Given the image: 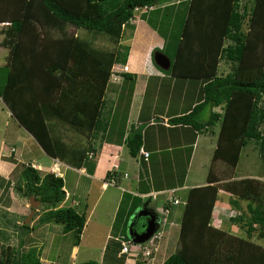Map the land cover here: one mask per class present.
I'll list each match as a JSON object with an SVG mask.
<instances>
[{
    "label": "trees",
    "instance_id": "16d2710c",
    "mask_svg": "<svg viewBox=\"0 0 264 264\" xmlns=\"http://www.w3.org/2000/svg\"><path fill=\"white\" fill-rule=\"evenodd\" d=\"M36 1L0 0V22H3L2 31L4 33L2 42L10 50L8 60L0 65V95L4 94L7 89L5 99L10 104V97L8 100L7 94L11 88L16 91L12 84L16 81V86L19 87L18 84L23 83L24 79V73L21 74L17 68L13 73L14 67L11 66L14 64L10 65V62L14 63L18 60L29 70L30 62L37 61L34 57L35 51L42 45L47 53L41 66L44 69L40 73L45 71L48 80L46 85L42 86L46 82L45 76L42 78L43 84L40 92L44 91L45 100H51L57 96L62 98L59 93V90L63 89L60 88L61 86L71 85V89L76 87L77 90L84 91L78 80L82 75L83 67L79 64L68 66L67 62L71 59L72 62L81 63L80 57L88 56L90 52L96 53L91 50L87 39L65 37L55 46L54 40L47 39L45 43H42L38 35L33 37L32 21L29 24V20L26 19L35 20L34 14L39 11L40 5L50 11L46 16L47 18L49 16V22L45 24V22L37 21L46 30L49 25L52 27L58 25L62 28L69 24L95 33L113 29L118 23L129 24L136 10L142 12L153 7V11H156L163 0H39L38 4ZM142 15H145V12H142ZM185 18L172 55L165 53L171 59L170 67L186 70L190 73V77L201 81L199 87V98L201 99L192 106L189 112L170 117V120L186 122L188 118H192L190 123L196 129L206 128L208 124L213 125L219 121L222 125V134L231 144L224 146L223 141L216 144L217 153L229 159V157H234L237 151L250 140H255L260 155L264 159V132L261 129L264 122V0H188L187 17ZM245 22L248 24L247 28L244 27ZM161 23L163 24V21L159 23L160 26H162ZM24 33H29L33 38L25 39L20 44L19 38ZM21 49H25L26 58H22L24 54L21 53ZM128 50V43L119 42L113 55L114 62L124 63ZM110 53H103L102 57L106 60L111 55ZM213 54L218 57L219 62L212 59ZM221 61L228 65L226 72H218V63ZM85 67L88 69L87 72H90L92 64ZM66 69L70 73H67ZM121 72L124 78H132L129 72ZM72 97H68L64 103L67 107H65L66 111L62 118L65 122L79 125L80 129L93 125L91 139L83 158V162L88 166L91 164L87 160L91 158L89 152L92 156L94 155L97 148L94 143L95 139L99 133L101 136L106 130L110 116L108 110L111 112V108H106L107 104L103 97L96 111L89 117L86 110L70 111L71 108L74 109L75 100ZM52 105L57 104L52 103ZM206 105H220L221 110H212L207 121L193 118L195 113ZM23 107L22 104L20 109ZM20 109L13 107V111L23 121V124L28 125L30 131H33L44 145L47 144L45 134L49 140L50 136L47 132L45 117L40 115L42 122L36 121L31 124L27 116L30 115V109L24 108L27 109V114H22ZM56 110L58 108H53L54 116H58ZM42 130L45 132L43 133ZM124 140L129 152L136 155L142 144L140 130L132 127ZM92 164H94L93 161ZM114 174V170H108L105 176L110 177ZM64 183L63 177L53 171L42 173L32 164L23 163L16 186L23 190L24 194L33 195L42 203L43 210L37 217L38 223H60L63 232L73 231L75 233L74 244H78L85 225L86 212L85 208L79 211L73 205L61 204L65 197ZM210 189L213 192L209 191ZM216 189L217 186L213 181L205 186L190 189L181 217L182 247L180 250L170 252L161 264L246 263L247 260L244 257L249 253L252 236L255 232L260 237L264 235V232H260V235L257 233L259 227H264V199L245 195L229 196L230 206L237 210L235 214L230 215L229 219L236 223L243 232L240 237L227 236L222 229L210 224L209 207ZM240 199L246 201L244 207ZM120 209L123 210L124 207L119 205L117 215ZM123 211L125 214V210ZM127 218L128 216L124 217V222ZM131 223L132 221H129V224ZM19 226L23 227V232L26 233L31 229L29 223L22 222ZM235 239L236 242H233ZM23 242V238H19L17 247L7 246L4 249L5 252L3 251L4 256H0V264H42L40 258L42 247L32 245L24 250L20 248ZM118 242L120 243L115 239L112 243L118 244ZM227 247L229 250L224 254ZM118 251L119 249L114 247L108 254V258L105 254L101 263L89 258L78 264H119L117 258L121 256L117 254ZM123 254L125 253L121 255ZM120 264H123V260ZM256 264H264V260Z\"/></svg>",
    "mask_w": 264,
    "mask_h": 264
},
{
    "label": "crops",
    "instance_id": "0c3cea01",
    "mask_svg": "<svg viewBox=\"0 0 264 264\" xmlns=\"http://www.w3.org/2000/svg\"><path fill=\"white\" fill-rule=\"evenodd\" d=\"M180 1L181 0H163L160 2L155 12H152L153 7L150 8L152 11H142L145 12V15H142V12L136 10L129 21L133 24V29L130 35L124 39H120L119 32H122L123 27L126 25L125 23L117 24L121 26L120 30L119 27L117 29L113 27V29L110 28L95 33L86 31L85 28L72 25L75 31L81 28L85 30V32L91 33L87 37L78 32L74 33L73 31V34L70 35L75 39H87L90 42L91 50L96 51V53L90 52L88 56L80 57L81 59L79 61H81V63L72 62L71 59H68L67 62L68 66L79 64L83 67L82 75H80L78 80L81 82L84 91H79L76 87H74L73 90L63 88L59 90L63 99L58 96L51 100H45L44 95L41 98L37 97L38 101H36L38 103L36 104L40 109V115H43L46 119V128L50 136L49 140V137L45 134L47 138V144H45V146L44 143L39 140L38 136L35 135L33 131H30L28 125L23 124V121L17 115L21 124H23L18 126H23L35 141L32 143L33 141L31 138L24 136V133H22L23 137L19 140V142H21V148L18 150V156L15 153L16 148L14 146L9 148V154H12L13 157L16 158V161L20 160L17 157H24V151H28L27 153L29 154L31 146L38 143L43 146L42 150L40 148L41 154L38 156V160L44 163L43 170L48 169L46 165L48 163L50 164V160L56 155L61 157V159H59L62 163H60L59 166L61 164L65 165L63 166V170L62 165L60 166L62 176L64 177L70 170H74L78 174L74 184V190L72 191V197L75 199L81 197L77 192L79 188L85 190L87 200L84 206L85 212L89 209L88 201H90L91 205L95 206L100 202L101 196L106 199L116 200L117 207H119V205L123 206L125 210L124 217L128 216L129 219L126 226L124 225L121 230L119 229L121 226L118 228L119 230L116 231V234H119L114 236L113 240H119V236L121 235L126 237L125 234H128L129 237L132 238V229H129V221L133 220L134 214L138 213L139 210L146 208L148 212L152 214V212L156 211L158 213L161 212L163 209L161 207H164L168 208V212L170 213L173 204L179 203V201L178 203L172 201L175 197L179 198V196H174L173 194L175 188H187L186 198L183 200L182 210H184L190 189L193 187L205 186L213 181L217 189L215 190L213 198L211 197V205L209 207L210 224L216 228L222 229L227 236L240 237V235H242V232L238 234L229 229L231 224L237 225L231 222L230 219V225H222V223L226 221L222 215H224L226 207L230 206L228 202L229 196L245 195L246 197L254 196L264 199V174L251 173L246 170L247 168H244V171L237 170L241 158L242 147L237 151L234 157H229V159L216 152V144L221 141L224 142V146L231 144L222 134V125H220L219 121L213 124L215 126H213L211 130L212 134L208 135L207 132H205V130H208V126L206 128L201 127L200 129H196L190 123V121L193 120L192 118H188L186 122H172L170 120V117L189 112L192 106L201 99L199 98L201 81L190 77V73L186 70L175 69L172 68L173 66L170 67V57L165 52L161 51L166 45V37L162 32H166L164 30L171 27L170 21H163V14L161 11L164 7L177 4ZM181 9V7L176 5L175 10L177 13H182ZM185 17H187V9ZM185 17L184 19H186ZM160 19L163 21V24L161 23L162 26L159 25L161 22ZM2 23L3 22H0V24ZM41 29H44L43 36L39 37L42 43L50 39L54 40L55 46H57L63 38H69L68 34L60 33L58 35H53L49 31H47V33L45 27ZM34 34L35 31L32 32L33 37L35 36ZM103 34L107 35L106 37H109L113 41L109 49L94 44V40L99 36L103 37ZM44 35L46 38H44ZM33 37H30L29 33H24L19 38V42L21 44L25 39L30 40ZM119 42H125L129 45L127 59L124 62L128 65L126 70L121 68L124 63H115L113 60V55L115 54ZM175 44L171 47V52H173ZM24 50L25 49H21V53L23 52L24 54L22 58H26L27 56ZM156 52H161L168 57L170 61L168 66L165 67L156 62L154 57ZM103 53H110L111 55L105 60L102 57ZM11 64L12 62H10V65ZM88 64H92L91 70L89 69L90 72H87L88 69H85V66ZM108 64L111 65L109 66L110 71L107 76L105 66ZM115 64L117 70H112ZM70 69L72 70V68ZM121 71L129 72L132 78H124ZM108 79L112 80L109 81ZM106 86L108 90L105 89ZM191 90L194 93L193 98L195 100L192 101L191 104L186 103L187 106L184 107L185 104L182 102L183 100L180 101L179 97L183 96V99L190 100L192 96H190L191 93H189V91ZM6 92L7 89H5L4 94H1L4 100ZM68 97H72L75 100L74 109H70L72 112H82L86 110L87 115L90 117L96 111L101 99L104 97L107 109L111 108V111L115 114L114 117L111 118L110 112L106 130L101 136L99 133L96 137L94 143L97 148L94 155L87 159L91 162L88 166L83 162V157L86 151V145H88L91 139L93 125L80 129L79 125L70 124L71 122L68 123L67 121L65 122L62 115L65 114V107L67 106L64 103ZM5 101L10 105L9 101ZM52 103L57 105H52ZM206 106L210 107L207 118H205V116H200L201 108L195 113L193 118L207 121L212 110H221L220 105ZM53 108H58V110H56V115L58 116L52 114ZM11 111L13 112L12 109ZM26 111L27 109H23L21 113L27 114ZM30 114H32L31 111ZM216 124H218L217 127ZM132 127L139 129L142 135V144L136 155H132L129 150L128 154L124 151V146L126 145L124 139ZM42 131L43 133L45 132L44 130ZM71 132L76 136L74 137L71 135ZM27 139L29 142L26 141ZM1 142L3 145L0 148V154L5 150V141L2 140ZM212 142L215 143L214 146H212ZM28 144H30V146L27 150L26 145ZM38 144L37 146H39ZM206 144H209V146L204 150V145ZM142 151H147L148 155L145 156ZM202 157L203 160L199 163V158ZM0 161H3L1 157ZM92 161L94 164H92ZM183 163H185L184 167ZM206 163H208L207 169L205 166ZM167 165L168 167L165 168ZM2 168L3 169H0V182H2L4 178H7L5 173H7L8 167L3 166ZM108 170H115L116 182L114 184L103 185L104 179L106 178L105 174ZM165 170H167V173H165ZM189 176L194 178L200 177V179L188 185L185 180ZM174 178H177L178 185L168 186V184L167 186H163L165 181H170L171 183L176 181ZM83 181L86 183L85 188L81 187ZM209 191L212 190L210 189ZM164 192H166V195H163ZM165 197L168 198L166 201L164 200ZM208 198L210 200V197ZM158 200L160 201L156 202ZM243 200L244 199H240L242 207H244L241 202ZM231 208L235 210L233 207ZM132 209L133 212L131 213ZM89 211L90 210H88V213L86 212V221ZM148 214L143 215L148 218ZM215 215L217 218L214 219L213 217ZM216 219H218L217 223H213L212 221ZM164 220L167 221L168 218L165 217ZM164 220H156L158 222L157 229L162 225L164 226ZM176 220V216L172 215L170 222H168L166 226L163 238L165 243L163 244L167 246H170L169 241L172 239L171 231L175 230L176 232V229L170 228L169 225H178L176 237L181 241V218L178 221ZM110 227L109 229L113 231ZM124 230L125 234H123ZM111 231L108 230L106 236H109ZM160 233V236H162L163 233L161 230ZM253 236H255V234ZM253 236L250 241L251 246L248 251L249 253L244 257L246 260L251 255L250 251H253L252 253L254 254H263L264 251V243L255 242ZM113 240H111V243ZM50 241L52 242V240ZM233 242H236V239ZM77 245H79V242L78 244L73 243L70 251L73 252L76 250ZM41 247H43V245ZM181 247L182 241L179 250ZM108 248L112 251L114 249V244L112 243V246L110 245ZM228 250L229 247L226 248L224 254H226ZM155 251L157 252V250ZM46 252H50L48 247L46 250L45 247L41 248L40 258L42 261L43 253ZM257 262L256 260V263ZM48 263L52 264V261H48Z\"/></svg>",
    "mask_w": 264,
    "mask_h": 264
},
{
    "label": "rangeland",
    "instance_id": "374dc122",
    "mask_svg": "<svg viewBox=\"0 0 264 264\" xmlns=\"http://www.w3.org/2000/svg\"><path fill=\"white\" fill-rule=\"evenodd\" d=\"M33 1H36V0H33ZM37 1L36 3L38 4ZM81 1H84V0H81ZM176 5L182 8L181 9L182 13L176 12L175 10ZM187 5H188V0H181L177 4L164 7L161 11V13L163 14V21L171 22V27L166 28L164 30L166 32H162L161 30L163 35L166 37V40H165L166 45L161 51L166 52L168 55H172V52L170 49L178 41L179 34H180V27L185 17V14H186ZM48 11L49 10H47V8H44L43 6L40 5L39 11L36 14H34V19L36 21L33 20L32 17H31L32 18L31 20L29 18L26 19L27 21L29 20L28 21L29 24H31V21H32L31 25L34 28L33 31H37L34 34L35 36L37 35L38 37L43 36L44 29H41L43 28V25L39 26L37 21L45 22V24L49 22L50 21L49 16L48 18L46 17L48 13L50 12ZM152 12H155V11H152ZM50 16L53 17L52 15ZM28 26L30 27V25ZM2 27H3V24H0V65L6 63V61L8 60V55L10 51L8 46L4 45L2 42V39L4 37ZM115 27L116 28L114 29H117L118 27H119V30L121 29V26L115 25ZM244 27L245 28L248 27V24H246V22L244 23ZM132 29H133L132 23L126 24L125 27H123L122 32L121 31L119 32L120 39L127 38L130 35V32L132 31ZM47 31H49L53 35H58L60 33L68 34L69 37H71L70 34H73V31L74 33L78 32L81 35L83 36L85 35L87 37L91 34L89 32H85V30L81 28L75 31L73 26L69 24L63 26L62 28H59L58 25L55 27H52L51 25H49V28L48 30H46V32ZM103 35H104L103 37H100V36L97 37L96 38L97 40L96 39L94 40V44L101 46L103 48H108V49L111 48V45L113 44L112 39H110L109 37H106L107 35L105 34ZM44 38H46L45 35H44ZM46 53L47 52L44 51V48L41 45L34 53L35 55L34 57L37 58V61L30 62L29 70L28 68H26V65L24 66L22 63H19L18 60L12 63L14 64L13 66H11V67H14L13 73L15 72L16 68L19 70L21 74L24 73L23 83L20 82L18 84L19 87L16 86V81L13 83L14 85L12 84V86L16 88V91H14L11 88L10 92L7 94L8 100L10 97V101H11L10 105L5 101L6 99L4 100L0 95V148L3 145L1 141L2 140L5 141V144H4L5 150H3L2 153L0 154L1 159H3V161H0V169H3L2 168L3 166L8 167L7 173H5L7 178H4V180L0 182V256L3 255V253L5 252L4 249L7 246L17 247L18 239L23 238L24 244L20 248L24 250H27L26 247H30L32 245H36L37 247L38 246L41 247L43 245V247H45V250L47 249V247L50 249L49 253L48 252L43 253L42 264H49L48 261L49 262L52 261V264H78L79 262L89 259V258L98 260L101 263L102 259L105 257V254H106V258H108V254L109 252H111V250H109L108 247L110 245L112 246L111 240L114 238V236L119 234V233L116 234V231L119 229L121 230L123 226L125 225V223L128 222V219H129L128 217L127 220H125L124 222V216H125L124 211H123L124 209L123 210L120 209L117 215L118 207L116 205V202H117L116 200L109 199V198L106 199L105 197L101 196L100 202L97 203V205L95 206L91 205L90 201H88L89 209H87L86 212L88 213V210H90L89 215H87L88 218L83 227V232L79 239V245H77L76 250H74L73 252H71L70 250H71V246L74 243L75 233L73 231L63 232L60 223H56V222L38 223L37 217L41 214L43 210V205L40 201L37 202L36 201L37 199H35L33 195H32V202L36 203V208L34 209L33 213L30 216L29 224L31 226V229L29 230V232L26 233V232H23L24 228L19 226L25 220L28 213H30L31 211L30 195L24 194L23 190L18 189L16 186L19 180V172L22 168L23 163L32 164L33 166L37 167V169H39V171H41L42 173H44V171L45 172L53 171L54 169L52 167H53L54 162L57 161L59 164L62 163L60 160L61 157L56 155L52 160H50V164L48 163L46 165L48 169L43 170L44 163L38 160V156L41 154V150L43 146H41L37 142L35 143H37L39 146H37V144H33L34 146L33 145L31 146V150L29 154L27 153L28 151L27 152L24 151L25 152L24 157H17L20 160L16 161V158H14L12 154H9V148H11V146H14L16 148L15 153L18 156V150L21 148L20 147L21 142H19V140H21L23 135L28 138L30 137L31 140L33 141L32 143H34L35 141L34 139H32V137L28 134L29 132H27L23 126L22 127L18 126V125H23V124H21L17 114L14 111L13 112L11 111V109L13 110V107L20 109L21 105L23 104L24 107L20 109L19 111H22L25 107L30 109L32 114L28 115V119L29 121H31V124H34L36 121L40 123L42 122V120L40 119L41 116L39 114L40 111L36 103L38 101L37 97L39 98L43 97L42 95L44 91L41 88V91L43 92L40 93V87L43 84L41 80L45 76L46 72L43 70L44 72L40 73V71L44 69L41 66H42L43 58L45 57ZM212 59L214 61L215 60L218 61V57L215 56L214 54H213ZM110 65L111 64H108L107 66H105V72L107 76L109 75L108 73L110 71L109 70ZM39 67L40 69H38ZM112 70H117L116 64L113 66ZM227 70H228L227 63H224L223 61H221V63H219L218 72H226ZM66 72L70 73V71H68L67 69H66ZM47 80L48 79L45 76L46 82L42 86L46 85ZM108 80L110 81L112 79H108ZM61 88L72 90L74 87L71 89V85H70V86H65V87L61 86ZM105 89L108 90L107 86L105 87ZM189 93H191L190 96H192L190 97V100L183 99L184 98L183 96L179 97L180 101L183 100L182 102L185 104L184 107L187 106L186 103L191 104V102L195 100L193 98L194 97L193 91L191 90L189 91ZM34 109H36L37 112ZM209 112H210V107L204 106L201 108L200 116H205V118H207L208 117L207 113ZM108 113H110L109 110H108ZM114 115H115L114 112L111 111V118L114 117ZM213 126L215 125L208 124V130H205V132H207L208 135L212 134L211 130ZM217 126L218 124H216V127ZM261 129L264 132V122L261 125ZM22 133L24 134L22 135ZM71 135H73L74 137L76 136L73 132H71ZM26 141L29 142L28 139ZM214 144L215 143L212 142V146H214ZM29 146L30 144L26 145L27 150ZM208 146L209 144L204 145V150H206V147ZM85 150H87V148H85ZM128 150H129L128 146L125 145L124 146L125 153L128 154ZM202 160H203V157L199 158V163ZM61 165H62V170H63V166L65 165L63 164ZM184 166H185V163H183V167ZM205 166L207 169L208 163H206ZM167 167L168 165L165 168ZM244 168H247L246 170L251 173L264 174V159L260 155V151H259L258 146L256 145L255 140L249 141L246 145L242 146L241 148V158H240L237 170L239 169V171H244L245 170ZM206 169H205V172H206ZM165 173H167V170H165ZM77 177H78V174L74 170H70L63 177L64 182H65L64 187L66 190H68L69 196L66 199L64 197V199L61 201V204L73 205L80 211L84 209L83 206L85 205L87 200H86L85 190L82 188H79L77 190L78 194L81 197H77L76 199L72 197L73 196L72 191L74 190V184L76 182ZM199 179L200 177L194 178L192 176H189L187 177L185 182L186 184L189 185L191 184V182L197 181ZM174 180L176 181L172 183L170 181H165L163 183V186H167L168 184H169L168 186L178 185L177 178H174ZM159 182H160V178H159ZM85 186H86V183L85 181H83L81 183V187L85 188ZM186 191H187V188L186 189L175 188L173 194L174 196H179V198L175 197L174 199H172V201L176 203H178L179 201V203L175 205L173 204L172 210L170 213L163 209L161 210V212H159V214L161 215L160 218H162V215H164V217L168 218V220L167 221L164 220V226L162 225L159 229H156L154 231L152 236L154 234H158V235L152 238L151 242L148 241V239L143 241L145 245H148L149 247L152 245L154 247V249H152L151 253L149 254V257L144 258L141 252L129 253L128 251V252H124L125 254L121 255L122 253H119L118 251V253L120 254L119 256H121V258H117L119 264L122 263V260H123V264L125 263L126 264H161L162 260L170 252L179 250V247L181 246V241L179 240L178 237H176V234L178 231V225H169L170 228L176 229V232L175 230L171 231L173 240L170 239L169 241L170 246L163 244L165 243L163 241L164 240L163 238H164V232H165L166 226L168 225V222H170V218L172 217V215L176 216V219H177L176 221L180 220V218L182 217L181 213L183 212L182 210L183 200L186 198ZM163 195H166V193H163ZM159 201L160 200L156 202H159ZM241 202L243 206H245L244 203L246 201L243 200ZM132 212H133V209L131 213ZM224 212L225 213L224 215H222V217H224L226 221L222 223V225L227 226V224L230 225L229 216L236 213V209L233 210L230 206H228L226 207ZM213 218L214 219L217 218L216 215ZM217 220L218 219L213 220L212 222L217 223ZM109 227L113 231H111ZM229 229L238 234L239 233L241 234V232H243L239 226L233 225V224L229 226ZM108 230L111 231L110 232L111 234L109 236H106V234L108 233ZM160 230L163 233L162 236H160L161 234ZM260 232H264V227L263 228L259 227V229H257V233L259 235H260ZM123 234H125V230ZM125 235L126 237H124L123 235L119 236L120 243L118 242V244L117 243L114 244V247L120 249L121 239L130 238L128 234H125ZM253 239L255 242L264 243V235L260 237L256 234V232H255V236H253ZM50 240H52V242ZM155 250H157V252ZM252 252L253 251H250L251 255L247 259L246 264L256 263V260L263 262L264 260L263 254H254Z\"/></svg>",
    "mask_w": 264,
    "mask_h": 264
},
{
    "label": "water",
    "instance_id": "95a60500",
    "mask_svg": "<svg viewBox=\"0 0 264 264\" xmlns=\"http://www.w3.org/2000/svg\"><path fill=\"white\" fill-rule=\"evenodd\" d=\"M154 57H155L156 62L162 66L166 67L170 63L168 57L161 52H156ZM36 201L39 202L38 199ZM30 205H31V211L30 213H28L25 220L23 221L24 224L29 223L30 216L33 213L34 209L36 208V203L32 202V195H30ZM143 214H148V218H146L143 224L144 227L142 229L134 228L131 231L132 239L136 242H142L148 239L154 233V231L158 228V222L154 218L155 216L153 214H150V212H148L146 208L138 211V215H143Z\"/></svg>",
    "mask_w": 264,
    "mask_h": 264
},
{
    "label": "built area",
    "instance_id": "2783aa9c",
    "mask_svg": "<svg viewBox=\"0 0 264 264\" xmlns=\"http://www.w3.org/2000/svg\"><path fill=\"white\" fill-rule=\"evenodd\" d=\"M128 65L125 64L123 65V69H127ZM148 152L145 151L144 155H147ZM53 171L57 174H61L60 172V166L59 163L56 161L53 163V167H52ZM165 200V199H164ZM164 210L168 211V208H163ZM158 234H154L153 236H151L150 238H148V241L151 242V239L154 238L155 236H157ZM152 244V243H151ZM152 249H154V247L151 245L150 247L148 245H145L143 242H135L132 240V238H123L121 239V247L119 252H128L129 253H138L141 252L144 258H148L149 254L151 253Z\"/></svg>",
    "mask_w": 264,
    "mask_h": 264
},
{
    "label": "clouds",
    "instance_id": "9594fccd",
    "mask_svg": "<svg viewBox=\"0 0 264 264\" xmlns=\"http://www.w3.org/2000/svg\"><path fill=\"white\" fill-rule=\"evenodd\" d=\"M151 7V6H150ZM126 63H124L123 65H125ZM123 65L121 66V68L123 69ZM128 68V67H127ZM124 70H126V69H124ZM143 152V154H144V152L145 151H142ZM148 155V154H147ZM89 156L90 157H92V153L91 152H89ZM146 156V155H145ZM114 172H115V170H114ZM55 173V172H54ZM57 174V173H56ZM58 175H62V174H58ZM63 177V176H62ZM116 181H115V174L113 175V176H110V177H106L105 179H104V183H103V185H108V184H114ZM164 193H166V192H164ZM69 196V192L68 191H66L65 190V199L67 198ZM153 196H154V194H153ZM168 198L167 197H165V201L167 200ZM161 208H164V207H161ZM164 210V209H163ZM156 214L158 215V219H162V220H164V215H162V218H159L161 215L156 211ZM152 236V235H151ZM150 236V237H151ZM149 237V238H150ZM131 238V237H130ZM147 240V239H146ZM143 242V241H142ZM121 247V246H120ZM120 250V249H119ZM120 253V252H119ZM123 253V252H122Z\"/></svg>",
    "mask_w": 264,
    "mask_h": 264
},
{
    "label": "flooded vegetation",
    "instance_id": "af4514ba",
    "mask_svg": "<svg viewBox=\"0 0 264 264\" xmlns=\"http://www.w3.org/2000/svg\"><path fill=\"white\" fill-rule=\"evenodd\" d=\"M153 215H155V219H158V215L156 214V212H152ZM160 218V217H159ZM146 220V216L145 215H138V213H136L133 216V220H132V224H130V230L137 228V229H142L144 227V221ZM132 231V230H131Z\"/></svg>",
    "mask_w": 264,
    "mask_h": 264
}]
</instances>
